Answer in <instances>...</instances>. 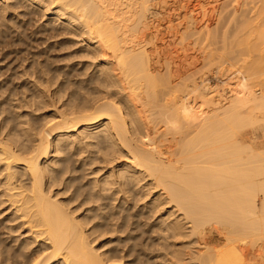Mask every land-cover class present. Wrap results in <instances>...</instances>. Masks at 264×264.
I'll return each instance as SVG.
<instances>
[{"label": "bare ground", "instance_id": "1", "mask_svg": "<svg viewBox=\"0 0 264 264\" xmlns=\"http://www.w3.org/2000/svg\"><path fill=\"white\" fill-rule=\"evenodd\" d=\"M151 2L0 0V26L25 5L48 16L44 41L64 35L17 73L25 82L0 83V264H221L219 228L264 236V143L244 147L264 128V12L250 23L259 89L238 2L224 8L231 33L185 2L186 25L160 44ZM178 39L205 59L223 42L227 86L187 84ZM51 48L70 61L53 65Z\"/></svg>", "mask_w": 264, "mask_h": 264}, {"label": "rangeland", "instance_id": "2", "mask_svg": "<svg viewBox=\"0 0 264 264\" xmlns=\"http://www.w3.org/2000/svg\"><path fill=\"white\" fill-rule=\"evenodd\" d=\"M151 1H154V2H151V3H152V5H154L153 7H155V10L158 9L157 15L158 16L160 15L158 18H157V15H156V17L154 16L151 19V23H152L151 24V29L153 28V30H154V28H155V27H152V26H157V28H155L156 31L154 30V33H153L155 35L152 34V35H150V37L154 36L153 38H155V36L157 37V35H158V37L156 38L158 40V43H157V40L154 41V43L156 42L157 44L163 43L165 41V39L168 40L169 36L171 35V31H173L176 28L175 26L178 25L177 22L178 23L180 22L182 24V21L185 20V18H184V20L182 19V15L185 14V17H188V15L185 13V11H187V10L184 9L185 8V5L187 4L185 2H188V4H187L188 6L186 7V9L188 7L189 8L191 7L192 9L190 8V10L191 11L192 10L194 11V12L192 11V13H193L194 17H196V18L198 17V21L201 20L200 18H203L202 19V21H203L204 18L207 16V14H208V17L211 19L210 20L208 17H206L205 19H206L207 23H212L214 21L213 19H215L216 22H213V25H215L216 23H218L221 20H223V21H221L220 27H221L222 30H224V33L227 30V28H229L228 29L229 32L228 31H226V32L231 33V32H233L235 30V26L237 27V23L235 24L234 22H231V20H229L227 14L225 12V10L228 9V6H229V8H231L230 11L234 7L239 6L238 8L241 10L242 19H243V22H244L243 25H242L243 30H241V35H243L242 36V39L244 37L246 39V40L245 39L244 40L246 42H248L247 45H249V43L251 45V47L250 46L243 45L245 47L242 48L241 53H243V54H241V55L242 56H247L245 59L247 60L248 63H250V66H249V64H248V66L249 67H252V69L256 70L257 74L259 72V78L260 79L258 78L259 79L258 88L259 89L262 88L261 81H260L262 79V76H260V67H261L262 64H261V59H260L261 56L259 55L260 52H261V50L258 52L259 48L256 47L257 46V44H256L257 43L256 42L257 41L256 40L257 36H254V35H256V33L258 34V32L256 31L257 29L253 27V25H254L253 23H255V22L253 21V23H252V20H253V15L255 14V12H258V13L259 12H261V13L264 12V10H263L264 9V5H263L264 4L263 3L264 0H262V1L261 0H256V1L255 0H248V2L246 0H237V1H234L233 0V2H232V0H224V2H223V0H201V2H200V0H196V1L195 0H151ZM191 1H192V3H191ZM197 2H199L201 4H197ZM236 2H238V5L237 6H235L236 5ZM194 3H196L197 6ZM202 4H204V6L205 5L206 6L203 7ZM193 5L196 6L195 7L196 8L195 10L197 12L194 10ZM200 5H202V6H200ZM232 5H233V7H232ZM225 7H227V9H224ZM21 8H22V10H21ZM25 8H26V10H25ZM197 8H199V12H198V9ZM202 8L203 9L205 8L204 9L205 11ZM249 8H251V9H249ZM259 8H261V9L259 10ZM19 9H20V11H19ZM19 9L15 13V15L12 16L14 20H11L12 19L11 15H9L10 17L9 16L7 17V18H9L7 20H9V21L11 20L12 21V23L10 21V23L12 24V26H11V24L6 23L5 21H3L2 22V25L0 26V35H1L0 36V83L1 82L3 83V86H4V88L6 90H9L8 88H13V86H16L17 81H18L17 84H19L21 82L23 83V81L25 82V80H26L25 77H22V78L16 77L17 76V73L21 72L23 70V67L26 66L27 63L29 64L32 59L34 60V56L36 55L35 53H37V52H44L45 49L47 48V45H51L52 43H53L52 45H54L55 42L61 41L62 40V37L64 36L63 35L61 37V35H60L59 38H56L57 40L55 38H53L54 39L53 40L52 38L47 37V38H49V40L52 39V42L49 41V40H45L44 41V39L42 38V37H44V34L42 35L41 31L43 32V30L45 29L46 24L49 22L48 16H44L43 17V14L42 13H38L37 11H31L25 5H21ZM200 9H202V12H201ZM255 10H259V11H255ZM204 12L205 13L207 12V13L205 14ZM198 13L200 14V17H199V14ZM202 13L205 14V15H203ZM18 14L21 16V18H20V16ZM220 15H222L224 17V19H221L220 18L221 17ZM179 17H181L182 20L181 19H177ZM212 17H213V19H212ZM249 17H250V19H249ZM18 18H20L19 19L20 21L18 20ZM189 18H191V17H189ZM189 18H188V21L190 20ZM246 18H247V21H246ZM188 21L186 19V22H188ZM245 21H246V23H245ZM248 21H249V23H247ZM25 22H26V24H25ZM184 22H183V24L186 25ZM180 23H179V25H180ZM250 23L253 24V25H250ZM7 24H9V25H7ZM13 24H15V27L17 28L18 31L17 30L15 31L16 28L14 29V27H13L14 25ZM183 24L180 25V27H177V29L178 28H181V26H183ZM255 27H257V26H255ZM19 29H21V30H19ZM153 30L151 32H153ZM168 30H169L170 33L168 32ZM14 31L16 33H18V34L16 35V33ZM4 32H5V34H4ZM252 32H254V33H252ZM178 36L180 37V35H178ZM60 37H61V39H60ZM254 37H255V39H254ZM64 38L65 39H68L67 36L64 37ZM150 40H153V39L150 38ZM148 41H149V39H148ZM45 43H46V45H43ZM221 44L217 45V46L220 47L219 50H216L215 51L213 49V47H215V46L212 47V51L214 50L215 52L214 51H213L214 53L211 52L210 57L213 56V58H212L213 60H209L210 57H209V59L208 58L205 59L203 57L204 54H202V57H201V53L203 52L202 49H201V51H202L201 52L200 51V48L199 47H196V45H194L195 47L193 45H191V46L185 48L184 45L182 43H180V40L178 39V45H177V42H176V44H174V46L176 45L175 46L176 49L174 48L175 49L174 51H176L175 53H178V55H179L180 52H181V54L179 55V57H176V60H174L175 58L173 60L176 61L175 64L176 63L178 64L180 62V60H181L180 63L182 65L180 63L178 65H180V71H182L181 72L182 73L181 75H183V73L185 74V75H183V77H184L183 80H185L187 82V84L191 85L192 83H196L197 85H201V83L204 80H208V81L210 80V83L209 84H211V83H212V85H215L216 84L217 86H219V89L227 86L226 83L225 84L224 83L222 84V81L225 80V79H227V75H229L230 73H226V71L231 72L229 69L233 68V66H231L230 64L233 63L234 61L231 62V60H230V62H228L229 61L228 60L229 57L226 56V50H224L225 48L223 46L224 45L223 42ZM42 46H44V47L42 48ZM246 47H247V49H246ZM248 47H249V49H248ZM78 48H79V46L74 45V46L70 47L69 50L67 49L63 53H66L67 54V53H70V52H72V51H74V50H76ZM170 48H172V47H170ZM257 48H258V50H257ZM36 49H37V51H36ZM43 49H44V51H43ZM51 49L52 50H50V53H49V50H48V53L47 54L51 58L54 59V60H52V61H55L54 64L52 63L53 65H64V64H67L66 62L68 60L70 61V59H68L63 64L62 62H64V61H62L61 56H60V54H62V53H60V51H57V49H55V48H51ZM70 49H72V51ZM195 49L196 50L198 49L201 53L198 50H197L198 51L197 52ZM16 50H17V52H16ZM19 51H21V52H19ZM210 51H209V53H210ZM199 54H200V56H199ZM212 54H215V55H212ZM178 55H174V56H178ZM181 55H182V57H181ZM183 55H184V57H183ZM205 55H207V54L205 53ZM219 56H220V58H219ZM193 57H194V60L192 59ZM227 57H228V59L226 60ZM202 58L204 59V61L206 60L204 62L205 64H202L203 63V60L200 63V61H201ZM72 59H74V58H72ZM72 59H71V61H72ZM177 59H178V61H177ZM195 59H199V61L198 60L196 61ZM74 60L75 61H73L72 63H75L77 61H80V60H77V58L74 59ZM174 61H172L171 64L174 65ZM262 61H263V59H262ZM193 62H196V63L194 64ZM197 62L199 64H197ZM69 64H71V62ZM254 65H255V67H254ZM199 66H200V68H199ZM14 68H15L16 72H15ZM176 68H178V66ZM234 68H236V67H234ZM236 70L237 69H235L232 72H235ZM203 71H205L204 73H206L208 75V76L206 75L207 77L204 76L205 74L203 75V73H200V72H203ZM11 73H12V75H11ZM222 74H226V75L223 77ZM199 75L203 76L202 78L204 80L203 79L197 80V78L200 77ZM209 75H210V77H209ZM236 75L237 74H235V77H236ZM10 76H12V78ZM15 77L17 78V80H16ZM208 77H209V79H208ZM7 80H9V81H7ZM10 80H12V81H10ZM20 80H21V82H20ZM208 81H207V83H208ZM197 82L198 83L201 82V83L198 84ZM6 83H8V84H6ZM220 86H222V87H220ZM182 87H183V90H185V88H184L183 85H181V88L180 89H182ZM189 89H190V87H189ZM5 93L7 94L9 92L7 91ZM1 94L2 93H0V97H1L0 98V101L2 100L3 97H6L8 95V94L7 95H5V94L1 95ZM260 126H262V125H259V126L257 125V127H256L258 129V131L257 130H253L252 129L253 127H251V128L249 127V128L246 129V131L248 133H250V134H249V136L247 138V141L244 143L245 144L244 147L250 146L252 144V142H254V141H256V143L258 142L261 145H262V142L264 143V138H263V136H264L263 129L264 128H263V126L262 127H260ZM256 128L254 127V129H256ZM262 132H263V135H262ZM256 137H257V139H256ZM259 144H258V146H260ZM263 146H264V144L261 146L262 149H264ZM258 148L260 149V147H258ZM224 227L223 228H219V229H222L221 230L222 231L221 232V235H219V234H216L215 235L216 238L214 239V242H213L214 247L212 245V248L215 249V252L216 253H218V254L221 253L220 254V257H222V258H220V260H221L220 263L221 264H264V236L263 235H258L259 237L258 236L251 237L250 234H248L249 236H247V233H245V234L242 233V231L239 228H236V227L234 228L233 227V229H232L231 226H230V230H229V229H227L228 226L225 227V228ZM1 229L2 228H0V231H1ZM261 236H263V237H261ZM256 239H257V241H256Z\"/></svg>", "mask_w": 264, "mask_h": 264}]
</instances>
